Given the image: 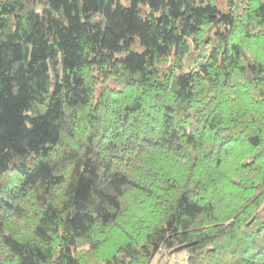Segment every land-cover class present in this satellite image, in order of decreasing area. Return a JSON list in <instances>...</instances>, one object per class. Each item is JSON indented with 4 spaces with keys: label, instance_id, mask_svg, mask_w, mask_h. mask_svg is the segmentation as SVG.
Returning <instances> with one entry per match:
<instances>
[{
    "label": "trees",
    "instance_id": "16d2710c",
    "mask_svg": "<svg viewBox=\"0 0 264 264\" xmlns=\"http://www.w3.org/2000/svg\"><path fill=\"white\" fill-rule=\"evenodd\" d=\"M264 264V0H0V264Z\"/></svg>",
    "mask_w": 264,
    "mask_h": 264
},
{
    "label": "rangeland",
    "instance_id": "374dc122",
    "mask_svg": "<svg viewBox=\"0 0 264 264\" xmlns=\"http://www.w3.org/2000/svg\"><path fill=\"white\" fill-rule=\"evenodd\" d=\"M182 257H184L183 253L177 255H165L162 258V261H158V258H156L151 264H175L176 261L181 262Z\"/></svg>",
    "mask_w": 264,
    "mask_h": 264
}]
</instances>
